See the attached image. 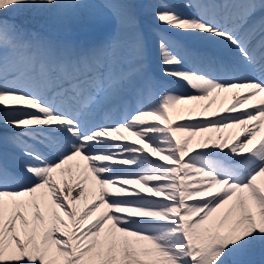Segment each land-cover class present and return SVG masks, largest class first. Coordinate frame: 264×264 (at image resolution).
Returning a JSON list of instances; mask_svg holds the SVG:
<instances>
[{
	"label": "snow or ice",
	"instance_id": "obj_1",
	"mask_svg": "<svg viewBox=\"0 0 264 264\" xmlns=\"http://www.w3.org/2000/svg\"><path fill=\"white\" fill-rule=\"evenodd\" d=\"M257 250L264 0H0V264Z\"/></svg>",
	"mask_w": 264,
	"mask_h": 264
},
{
	"label": "bare ground",
	"instance_id": "obj_2",
	"mask_svg": "<svg viewBox=\"0 0 264 264\" xmlns=\"http://www.w3.org/2000/svg\"><path fill=\"white\" fill-rule=\"evenodd\" d=\"M152 55H153V59L155 60V58L157 57V51H156V47H155V43L153 42V45H152ZM232 94L231 93H227V94H225V93H221V94H217L216 95V97H215V100H216V103H218V105L219 106H212V111H217V110H219V111H223V107H226V106H228L230 103H231V101L230 102H228V103H224V101L225 100H227L230 96H231ZM201 103H208V101H205V102H201ZM173 110H176L177 111V109H173ZM173 110H171V111H173ZM173 113V112H172ZM177 113V112H176ZM176 113H173V123L175 124V123H177V122H181V121H179V119H178V116L176 115ZM238 130H229V131H226V132H224V133H222V134H212L214 137L215 136H219V135H224L225 137H230V136H233V135H235V133L237 132ZM229 142L231 143L232 142V140L231 139H229ZM75 169V168H74ZM66 176H67V174H66ZM67 178L72 182V183H74V181L71 179V177L70 176H67ZM61 187H63V185H61ZM72 195H75V192H73L72 193Z\"/></svg>",
	"mask_w": 264,
	"mask_h": 264
},
{
	"label": "rangeland",
	"instance_id": "obj_3",
	"mask_svg": "<svg viewBox=\"0 0 264 264\" xmlns=\"http://www.w3.org/2000/svg\"><path fill=\"white\" fill-rule=\"evenodd\" d=\"M36 27H39V25L37 24ZM103 34L100 33V32H91V33H80L78 36H86V37H89V40L91 39H98L102 36ZM77 36V37H78ZM76 37V38H77ZM232 102V95L224 101V103H228V102ZM213 106H219L218 103H214ZM178 111V110H177ZM176 110H173L172 112L173 113H176L177 112ZM234 136V135H233ZM132 139V138H130ZM232 140V139H231ZM75 171V169H74ZM70 184L72 183L70 180H69ZM250 259L254 262V264H264V255H262L259 250H257L251 257Z\"/></svg>",
	"mask_w": 264,
	"mask_h": 264
},
{
	"label": "trees",
	"instance_id": "obj_4",
	"mask_svg": "<svg viewBox=\"0 0 264 264\" xmlns=\"http://www.w3.org/2000/svg\"><path fill=\"white\" fill-rule=\"evenodd\" d=\"M77 38H80V39H82V38H83V36H79V37H77ZM85 38H88V37H85Z\"/></svg>",
	"mask_w": 264,
	"mask_h": 264
}]
</instances>
